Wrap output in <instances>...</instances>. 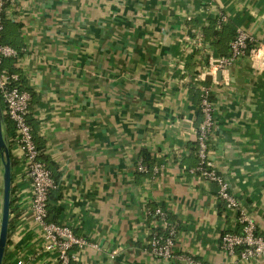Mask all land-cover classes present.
Instances as JSON below:
<instances>
[{
	"label": "crops",
	"instance_id": "0c3cea01",
	"mask_svg": "<svg viewBox=\"0 0 264 264\" xmlns=\"http://www.w3.org/2000/svg\"><path fill=\"white\" fill-rule=\"evenodd\" d=\"M215 9L227 13L223 25L233 36L244 27L254 44L264 43V0H14L6 6L5 20L17 25L20 40L19 58L3 65H12L30 91L28 118L61 193L59 224L96 244L74 246L72 264H189L186 257L264 264V256L241 260L221 249V234L237 228L218 184L197 168L200 86L206 85L214 107L208 159L264 236V71L247 55L226 71H209L210 56L221 52L206 32L203 52L186 37L206 28ZM4 134L13 209L3 260L60 264L55 252L42 249L22 152ZM140 160L146 171L138 170ZM2 171L0 158V220ZM157 206L175 226L170 258L148 251L154 216L146 211Z\"/></svg>",
	"mask_w": 264,
	"mask_h": 264
},
{
	"label": "built area",
	"instance_id": "2783aa9c",
	"mask_svg": "<svg viewBox=\"0 0 264 264\" xmlns=\"http://www.w3.org/2000/svg\"><path fill=\"white\" fill-rule=\"evenodd\" d=\"M14 0H0V100L3 105V115L14 126V142L20 148L24 161L26 176L29 178L32 189L31 211L34 221L42 234V249L55 252L60 264H72L73 254L70 250L77 246L91 244L84 237L77 236L73 230L64 224L55 223L48 219L47 201L49 193L56 188V183L45 162L38 159V150L33 138V127L27 120L29 112L30 91L20 85V75L16 71H9L3 65L5 59L17 60L19 52L9 44L1 42L4 29L6 6ZM209 12V10H206ZM217 26L227 22L228 15L221 9L213 11ZM190 20V17L188 18ZM192 31V30H191ZM190 35L196 50H206L205 36L202 29H196ZM250 32L240 27L229 43L228 55L210 56L208 68L212 74L226 71L239 57L247 55L253 68L264 71V43L254 44ZM218 81L214 80V83ZM200 110L203 119L196 129L197 168L204 179L215 181L218 186V196L225 207L232 212L235 231H224L220 237V247L229 256L238 253L239 259L249 260L264 256V236L256 231L255 222L242 208L240 201L228 189V184L217 173L213 163L208 159V138L214 125L213 103L210 100V87L200 86ZM139 171H146V165L140 160L137 164ZM148 216H154L153 231L148 240V251L158 258H170L174 255L175 226L167 219L165 211L157 206L147 210ZM96 246V244H91ZM189 264H203L186 257ZM12 264H25L22 258Z\"/></svg>",
	"mask_w": 264,
	"mask_h": 264
},
{
	"label": "trees",
	"instance_id": "16d2710c",
	"mask_svg": "<svg viewBox=\"0 0 264 264\" xmlns=\"http://www.w3.org/2000/svg\"><path fill=\"white\" fill-rule=\"evenodd\" d=\"M216 20L214 18H210L209 19V24L206 28L203 29V32H206L205 35H207V37L211 38L212 40H209L210 43L213 44L214 48H217V50H219L221 53L220 55H225L226 51H225V47L227 48V51L229 49V41H231V39L233 38V32L228 30L226 28V26H224L223 24H220V26H217ZM19 33H18V29H17V25L15 23H13L12 21H8L4 19V29L2 31V38H1V42L5 43V44H9L12 47H14L16 50H18V41L20 40L18 39ZM211 44V45H212ZM9 71H14V68L12 67V65H10ZM1 102V100H0ZM1 107L3 109V105L1 102ZM27 120L28 122L31 124V126L33 127V138L36 144V148L38 150V159L45 162L47 168L51 171V175L55 181H56V176L53 173V171L50 168V161L47 159V157L43 154V143H42V139H40L37 135L36 132L34 131V127H36L33 122L32 119L28 118L27 116ZM3 125H4V132L7 134V136L9 135L11 139L14 140V126L12 124V122L3 115ZM11 140L9 139V144H10ZM195 148L197 150V144L195 143ZM10 147V145H9ZM143 158L145 159L146 164L148 165V157L147 154L145 152L142 153ZM199 161V158H198ZM150 164V163H149ZM61 199V193L55 188L54 190H52L49 193L48 196V201H47V207H48V219L50 221H53L55 223H59V218L61 216V212H62V206L59 203ZM10 209L12 211L13 207H12V200L10 203ZM9 227L11 228L10 224ZM2 264H7L5 259L3 260Z\"/></svg>",
	"mask_w": 264,
	"mask_h": 264
},
{
	"label": "water",
	"instance_id": "95a60500",
	"mask_svg": "<svg viewBox=\"0 0 264 264\" xmlns=\"http://www.w3.org/2000/svg\"><path fill=\"white\" fill-rule=\"evenodd\" d=\"M219 76V73H218ZM0 158L2 163V210L0 220V264L3 262L7 245L9 213L11 203V157L6 135L3 132V112L0 102Z\"/></svg>",
	"mask_w": 264,
	"mask_h": 264
},
{
	"label": "rangeland",
	"instance_id": "374dc122",
	"mask_svg": "<svg viewBox=\"0 0 264 264\" xmlns=\"http://www.w3.org/2000/svg\"><path fill=\"white\" fill-rule=\"evenodd\" d=\"M244 58V56H242V57H239V58H237L236 60H241V59H243ZM235 60V61H236ZM234 64H235V62L234 63H232L230 66H229V68H232L233 66H234ZM228 68V69H229ZM214 91V90H213ZM213 91H212V93H213Z\"/></svg>",
	"mask_w": 264,
	"mask_h": 264
}]
</instances>
